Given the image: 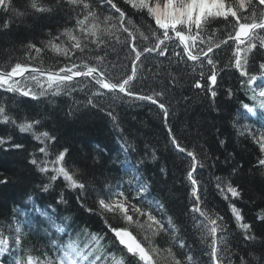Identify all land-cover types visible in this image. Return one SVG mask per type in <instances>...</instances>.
Segmentation results:
<instances>
[{"label":"snow or ice","instance_id":"snow-or-ice-1","mask_svg":"<svg viewBox=\"0 0 264 264\" xmlns=\"http://www.w3.org/2000/svg\"><path fill=\"white\" fill-rule=\"evenodd\" d=\"M38 20L55 21L57 27L49 28L38 43L21 44L22 56L14 63L11 56L0 63V125L6 133L0 135V151L25 148L8 129L30 136L36 143L28 153V164L42 178L36 187L47 193L59 182L75 193L80 208L100 218L103 228L92 230L71 215H56L55 209H37L28 195L33 210L55 229L49 233L50 248L42 251L31 244L18 215L23 210L17 208L16 223L10 216L7 228L0 230V264H264V233L258 235L256 228H264V207L249 221L237 206L243 191L233 177L241 173L243 164L229 153L225 156V162H231L228 176L213 175L211 181L228 201L243 244L237 251L225 217L204 200L198 169L215 165L206 164L209 157L203 150L197 153L177 137L169 123L174 112L167 99L183 77H191V87L215 105L221 73L237 72L236 91L245 89L248 102L237 109L238 118L229 119L239 136L257 146L252 167L264 173V0H0V40L11 42L20 24ZM8 50L17 51L15 45ZM217 50L231 53L223 65L216 58ZM45 53L58 58L53 66H43ZM112 54L114 58L109 59ZM162 81L167 83L160 87ZM74 93L83 94L84 99ZM224 95L231 99L235 92L228 87ZM60 96L72 100L64 112L65 122L75 121L82 107L107 116L120 133L125 159L108 156L102 161L107 149L97 144L91 150V164L77 166L68 138L44 123L54 113L18 117L12 109L17 98L54 104ZM128 99L155 106L172 146L187 158L191 202L181 215L206 246L208 262L196 255L182 230L183 222L169 214L155 193L154 182L139 167L145 158L133 170L123 168L118 178L105 176L96 189L84 179L95 165H126L128 154L135 151L116 111ZM219 144L225 141L220 139ZM147 155L152 162L158 160L155 149ZM158 172L168 175L162 166ZM12 183L0 171V188ZM93 191L94 206H88ZM56 204L68 205L63 191L57 193ZM29 231L38 234L35 228Z\"/></svg>","mask_w":264,"mask_h":264},{"label":"trees","instance_id":"trees-1","mask_svg":"<svg viewBox=\"0 0 264 264\" xmlns=\"http://www.w3.org/2000/svg\"><path fill=\"white\" fill-rule=\"evenodd\" d=\"M122 7H127L121 4ZM63 24V21L59 22ZM57 22L51 20L28 21L20 24L11 38V42L0 40V63L11 56L13 63L17 57H21L19 51L21 44L32 40L38 43L45 38L44 33L51 28L55 31ZM231 43V42H230ZM15 45L17 51L14 53L8 49ZM115 54L109 56L113 59ZM230 51L217 50L216 58L221 65L230 58ZM44 67H51L58 59L51 54H44ZM127 64V61L124 62ZM207 71V70H205ZM222 79L218 81V95L215 105L207 95L201 93L199 89L191 87L194 82L191 77H183L181 86L168 93L167 99L171 100L174 115L169 117V123L181 142L189 148L196 149L197 153L203 150L209 157L206 164L215 167H205L198 169L204 192V200L207 207L223 215L228 222L229 230L232 233L233 243L237 251L243 248L239 231L231 217L228 201L223 199L212 181L213 175L227 177L231 162H225V156L234 153V159L243 164L241 173L233 177L234 183H238L243 191V199L237 202V206L243 210L247 220L252 221L256 211L264 207V173L256 171L252 164L258 155V148L251 140L239 136L233 128V119L238 118L237 109L241 103L248 102V95L245 89L236 91L239 86V74L232 71L221 73ZM199 78L198 76L196 77ZM167 81H162L163 87ZM232 87L235 95L229 99L224 95L225 89ZM77 99L83 100V94H73ZM52 99V98H50ZM54 104L30 101L27 98H17L12 109L18 117L27 115L36 116L43 113H54L51 119L45 118L44 123L53 128H59L60 133L65 135L72 144L73 159L77 166L84 162L91 164L92 148L99 144L107 149L105 157L113 159H125V154L121 151L122 141L120 133L113 127L111 121L103 113L89 108H81L77 113L75 121H64V112L68 105L72 103L71 98L60 96L54 98ZM139 105V106H137ZM220 108L223 111L217 112ZM116 111L119 113L121 126L125 130V135L133 143L135 151L128 154V161L136 164L142 157L145 163L139 165L144 175L154 182L155 193L165 203L169 209V214L179 217L182 223V230H186L188 242L193 245L194 252L204 262H208V256L204 255L207 248L199 242V238L194 234L191 222L181 213L186 210L191 202L189 194L190 186L186 179L188 168L187 158L179 153L171 144L166 125L158 115L155 106L139 101L128 99L121 102ZM249 123V121H244ZM264 124V122H261ZM14 137L15 142L23 143L25 148L22 151L2 152L0 151V171H4L13 182L8 188H0V230H5L8 226V218L12 217V223H16L14 209H22L19 219L25 223V231L29 232L31 244L38 250L47 251L50 248L48 243L49 233H55V229L49 228L44 217L39 215V211H34L33 202L28 201V195L33 197L37 209H55L56 215H71L81 223L87 225L92 230L103 228V224L98 216L90 215L83 208H80L75 200V193L57 186L50 192H42L36 185L41 183V176L35 172L28 164V153L33 151L35 141L26 134H21L15 129H8ZM5 133V126L0 125V135ZM223 139L225 144L221 146L219 140ZM155 149L158 160L152 162L148 153ZM216 157H219L217 160ZM165 167L168 175L162 176L158 172V167ZM125 165H95L88 169V175L84 177L93 189L104 182L105 176L118 178L123 174ZM133 170V167L132 169ZM103 173V175H101ZM115 185V180H113ZM64 192L68 205H57V193ZM95 192L87 200L88 206H94ZM59 222V221H58ZM115 223V222H114ZM31 228L38 230V234L30 232ZM257 234L264 233V228L256 225ZM48 229V232H45ZM264 239V236L261 237ZM235 259V257H233Z\"/></svg>","mask_w":264,"mask_h":264}]
</instances>
